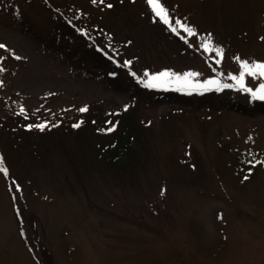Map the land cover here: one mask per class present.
Returning <instances> with one entry per match:
<instances>
[{
	"label": "rangeland",
	"instance_id": "1",
	"mask_svg": "<svg viewBox=\"0 0 264 264\" xmlns=\"http://www.w3.org/2000/svg\"><path fill=\"white\" fill-rule=\"evenodd\" d=\"M162 3L176 32L147 0H0V264H37L24 240L44 264H264V166L237 169L264 154V100L229 79L264 62V0ZM165 70L233 87L130 74ZM105 119L108 138L93 121ZM120 137L109 162L101 148Z\"/></svg>",
	"mask_w": 264,
	"mask_h": 264
},
{
	"label": "snow or ice",
	"instance_id": "2",
	"mask_svg": "<svg viewBox=\"0 0 264 264\" xmlns=\"http://www.w3.org/2000/svg\"><path fill=\"white\" fill-rule=\"evenodd\" d=\"M91 2L96 4H104L105 0H91ZM147 4L150 6L152 12L156 17L159 18L160 21H162L165 25H168L171 29V31L176 32L177 28L173 27L170 23V15H169V9L162 3V0H147ZM108 8H112L113 5L108 3L106 5ZM176 24L179 25V27L187 33L188 36H195L196 32L195 29L188 26L187 24L181 23L180 21H176ZM84 35H87V33H83ZM5 45L0 44V48H5ZM202 47L205 51H214L218 57H223V49L219 47H214L211 43V37L209 36L207 41L202 44ZM16 59H20V57H15ZM111 58V57H110ZM239 59V58H238ZM219 63V61H217ZM131 65V61H124L123 66L128 67ZM241 68L243 71L239 74V76L231 75L229 76V79L236 82V85H238L239 90H243L247 93H249L253 99L258 100H264V62H251L248 61H241L240 63ZM4 71L3 68H0V72ZM133 77H136L138 82L141 83L146 88H160V87H167L169 85L175 84L177 85V90L181 89H191V90H203V91H211L213 89L215 90H222L224 88H230L233 87L231 84L222 83L219 79H207L203 82L199 81H193V77H197L200 74L196 72H185L184 74H177L175 72H171L169 70L161 71L159 73L155 74H149L147 71L144 72V79H141L137 77V74L135 72L130 73ZM114 75V74H113ZM252 77L254 79H260L262 82L259 83L258 87L255 89L251 87H247L245 83V77ZM128 106H125V111H127ZM81 112L87 111V108H81ZM25 113V109L21 107L20 114ZM81 123L74 124V128H79ZM47 122L38 124V125H30L29 128L37 127L41 131H43L47 127ZM115 128L108 129V131H114ZM249 163H252L249 161ZM256 163L261 164L264 166V161H256ZM255 164H253V167ZM0 173H3L5 176H8L9 170L4 166V160L3 157H0ZM245 179H248L247 176H245Z\"/></svg>",
	"mask_w": 264,
	"mask_h": 264
},
{
	"label": "trees",
	"instance_id": "3",
	"mask_svg": "<svg viewBox=\"0 0 264 264\" xmlns=\"http://www.w3.org/2000/svg\"><path fill=\"white\" fill-rule=\"evenodd\" d=\"M98 55V59L99 61H104L105 63H108L107 61V58L103 57V56H100L99 54H96ZM103 57V58H102ZM163 98H166L168 100H171V101H175V102H184L186 98H184V96H181L183 94H181L179 91H164L163 92ZM179 94V95H177ZM238 107V106H236ZM252 107L255 109V111H264V101H255L253 104H252ZM95 125H96V132H99V134L101 136H104L105 138H108L111 136L110 134V131H108V129L110 128H113V126L115 125L116 126V122H117V119H114L112 124H111V121L110 120H102L101 122L97 123V121L93 120ZM107 121V122H105ZM108 121L110 122V124L108 123ZM109 124V125H108ZM114 126V128H115ZM125 133V131H124ZM121 137H120V140L119 139H114L111 140V141H108V143L104 146H102L100 152L103 153V154H107V158L106 160L109 161V162H117L118 161V156L121 154ZM128 145V144H127ZM125 151V149H123ZM249 161H251L252 163H249ZM256 161H264V154H250V156H248L246 159H243V160H239L238 161V166H237V169L239 171L241 170H248V169H253L254 167L256 166H262L261 164L259 163H256ZM253 164H255V166L253 167ZM21 234H22V229L20 230ZM25 239V238H23ZM24 243L26 245V247L30 250V253L32 254V256L34 257L35 261L37 262V264H44V260H43V257L44 255L42 256H39V255H36L35 251L33 250V248L31 247V245L26 241L24 240ZM39 256V257H38ZM42 258V260H41Z\"/></svg>",
	"mask_w": 264,
	"mask_h": 264
}]
</instances>
